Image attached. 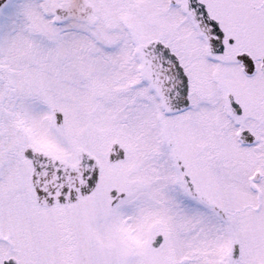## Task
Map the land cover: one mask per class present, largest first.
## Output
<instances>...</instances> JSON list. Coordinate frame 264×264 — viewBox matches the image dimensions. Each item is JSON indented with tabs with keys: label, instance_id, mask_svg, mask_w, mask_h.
Instances as JSON below:
<instances>
[{
	"label": "snow or ice",
	"instance_id": "6c2138e0",
	"mask_svg": "<svg viewBox=\"0 0 264 264\" xmlns=\"http://www.w3.org/2000/svg\"><path fill=\"white\" fill-rule=\"evenodd\" d=\"M0 264H264V0H0Z\"/></svg>",
	"mask_w": 264,
	"mask_h": 264
}]
</instances>
